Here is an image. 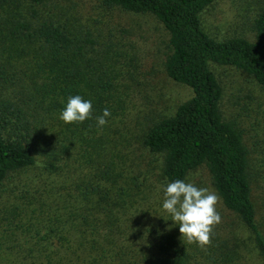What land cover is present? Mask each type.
Returning a JSON list of instances; mask_svg holds the SVG:
<instances>
[{"label":"trees","instance_id":"16d2710c","mask_svg":"<svg viewBox=\"0 0 264 264\" xmlns=\"http://www.w3.org/2000/svg\"><path fill=\"white\" fill-rule=\"evenodd\" d=\"M26 1L29 9L0 1V264H264V161L223 117L210 67L232 65L264 87V7L252 40L216 39L201 21L214 0H95L161 22L165 73L192 90L147 125L136 155L111 128L122 110L101 59L111 44L34 9L50 0ZM74 95L92 102L93 118L66 124ZM105 108L111 117L98 129ZM144 153L158 157L164 185L140 166ZM201 165L234 217L205 249L183 240L162 208L164 186ZM35 167L39 176L21 177Z\"/></svg>","mask_w":264,"mask_h":264},{"label":"rangeland","instance_id":"374dc122","mask_svg":"<svg viewBox=\"0 0 264 264\" xmlns=\"http://www.w3.org/2000/svg\"><path fill=\"white\" fill-rule=\"evenodd\" d=\"M0 1L7 6L11 0ZM14 1L21 9L31 6L26 0ZM263 7L264 0H214L201 13L202 25L216 39L244 36L252 40L253 20ZM34 9L48 12L78 30L100 32L99 42L111 44L109 52L101 59L110 71L122 106L118 115L112 117L111 128L116 135L122 134L131 153L139 155L143 151L140 141L148 124L173 115L177 107L192 96L189 86L173 81L165 73L168 33L152 14L108 8L95 0H50ZM210 67L222 86L223 117L238 123L246 145L264 161V87L232 65L211 64ZM156 159L158 157L144 153L143 159H139L140 166H147L150 178L164 185L160 182ZM40 173V168L35 167L21 177L25 179ZM185 181L215 191L204 165L189 171ZM217 210L222 217L219 228L227 226L233 215L223 207L221 200Z\"/></svg>","mask_w":264,"mask_h":264},{"label":"clouds","instance_id":"9594fccd","mask_svg":"<svg viewBox=\"0 0 264 264\" xmlns=\"http://www.w3.org/2000/svg\"><path fill=\"white\" fill-rule=\"evenodd\" d=\"M111 117L105 108L101 116L95 117L98 129L107 125ZM93 118V106L90 100L80 95L68 98L60 119L66 124H80ZM220 197L207 187H198L193 182L176 179L164 188L163 210L171 217L174 225H179L181 238L188 244H196L205 249L211 246L214 229L222 221L217 210Z\"/></svg>","mask_w":264,"mask_h":264}]
</instances>
